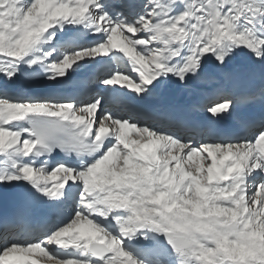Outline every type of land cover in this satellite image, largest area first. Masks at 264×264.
I'll use <instances>...</instances> for the list:
<instances>
[{
  "label": "snow or ice",
  "instance_id": "obj_1",
  "mask_svg": "<svg viewBox=\"0 0 264 264\" xmlns=\"http://www.w3.org/2000/svg\"><path fill=\"white\" fill-rule=\"evenodd\" d=\"M11 198L0 264H264V0H0Z\"/></svg>",
  "mask_w": 264,
  "mask_h": 264
},
{
  "label": "bare ground",
  "instance_id": "obj_2",
  "mask_svg": "<svg viewBox=\"0 0 264 264\" xmlns=\"http://www.w3.org/2000/svg\"><path fill=\"white\" fill-rule=\"evenodd\" d=\"M259 84L258 81L246 82L239 84L242 88L247 87H256ZM28 90L34 94L40 95L43 94L45 89L40 84L28 85ZM103 87V86H101ZM70 92V89L67 90V93ZM198 95L185 92L179 88H167L162 90L159 97L151 102H140L135 97H131L132 101L144 107H154L159 106L168 110H171L173 113H182L188 111L194 101L198 99ZM198 102V101H197Z\"/></svg>",
  "mask_w": 264,
  "mask_h": 264
}]
</instances>
